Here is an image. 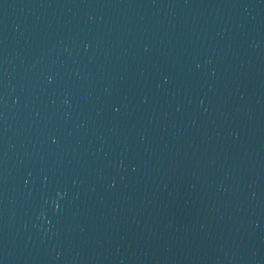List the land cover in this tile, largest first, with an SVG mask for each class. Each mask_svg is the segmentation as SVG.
<instances>
[{
	"label": "water",
	"instance_id": "obj_1",
	"mask_svg": "<svg viewBox=\"0 0 264 264\" xmlns=\"http://www.w3.org/2000/svg\"><path fill=\"white\" fill-rule=\"evenodd\" d=\"M0 264H264V0H0Z\"/></svg>",
	"mask_w": 264,
	"mask_h": 264
}]
</instances>
